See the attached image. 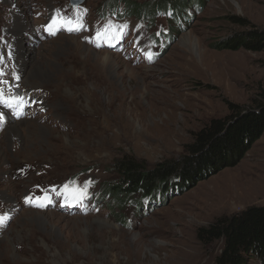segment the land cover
I'll return each instance as SVG.
<instances>
[{"label": "rangeland", "instance_id": "obj_1", "mask_svg": "<svg viewBox=\"0 0 264 264\" xmlns=\"http://www.w3.org/2000/svg\"><path fill=\"white\" fill-rule=\"evenodd\" d=\"M109 2L0 0V264H218L223 240L198 230L264 205V132L189 187L114 199L100 188L125 182L117 161L178 162L230 106L256 108L264 50L214 45L264 30V0H199L173 32L165 13H103ZM57 18L71 25L50 34Z\"/></svg>", "mask_w": 264, "mask_h": 264}, {"label": "trees", "instance_id": "obj_2", "mask_svg": "<svg viewBox=\"0 0 264 264\" xmlns=\"http://www.w3.org/2000/svg\"><path fill=\"white\" fill-rule=\"evenodd\" d=\"M198 2L158 0L150 5L131 0H110L106 9L103 5L102 12L108 10V14L116 15L118 4L121 3L125 13L136 19L165 13L170 23V32H173L178 27L180 15L186 17V9ZM112 4H115L114 8L110 9ZM149 10H153L152 15L148 14ZM233 20L247 26L242 19ZM214 46L217 49L262 51L264 30L251 29L235 34ZM260 100L253 110L242 113L237 106L232 105L229 117L210 121L195 134L193 143L188 146L191 154L183 160L166 161L149 170L133 159L117 161L113 165L114 170L119 180L125 179V182L121 185L104 183L101 190L106 191L107 197L113 194V199L135 193L149 195L156 192L159 195L171 187L168 183L174 182L176 187H189L208 173L220 169V166L233 164L264 132V94H261ZM197 234L198 238L205 241L223 240L221 254L216 258L218 264H264V205L247 207L229 219L220 218L206 228H200Z\"/></svg>", "mask_w": 264, "mask_h": 264}, {"label": "snow or ice", "instance_id": "obj_3", "mask_svg": "<svg viewBox=\"0 0 264 264\" xmlns=\"http://www.w3.org/2000/svg\"><path fill=\"white\" fill-rule=\"evenodd\" d=\"M57 24H61V25H63V24H69V25H71V21H64L63 19H60V18L53 19L52 22H51V24H49L47 26L50 34H55L54 32L51 31V29H52V26L53 25H57ZM68 30L69 31H73V30H83V25L76 24V25L70 26L68 28ZM0 59H2V58H0ZM2 74H3L2 71H0V75H2ZM0 83H4V82L3 81H0ZM0 99H3V89L2 88H0ZM12 101H14L15 103H20V102H22V98H20V97L11 98L10 99V102H12ZM88 183H90V182H85L86 186H87ZM26 200H28V198H26ZM3 219H5V218H0V222H2Z\"/></svg>", "mask_w": 264, "mask_h": 264}, {"label": "water", "instance_id": "obj_4", "mask_svg": "<svg viewBox=\"0 0 264 264\" xmlns=\"http://www.w3.org/2000/svg\"><path fill=\"white\" fill-rule=\"evenodd\" d=\"M84 0H70V4L72 5H79L83 2Z\"/></svg>", "mask_w": 264, "mask_h": 264}, {"label": "bare ground", "instance_id": "obj_5", "mask_svg": "<svg viewBox=\"0 0 264 264\" xmlns=\"http://www.w3.org/2000/svg\"><path fill=\"white\" fill-rule=\"evenodd\" d=\"M14 48V47H13ZM19 50H21V49H19ZM21 54V53H20ZM109 58V55H107V56H105V59H108ZM40 102H39V99L37 100V104H39ZM11 117V116H10ZM12 125V124H11ZM14 127V126H13ZM9 128H10V126H9ZM16 128V127H15ZM9 131V130H8Z\"/></svg>", "mask_w": 264, "mask_h": 264}]
</instances>
